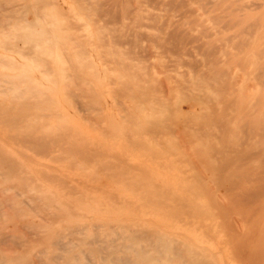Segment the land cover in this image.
I'll return each instance as SVG.
<instances>
[{
    "label": "rangeland",
    "instance_id": "rangeland-1",
    "mask_svg": "<svg viewBox=\"0 0 264 264\" xmlns=\"http://www.w3.org/2000/svg\"><path fill=\"white\" fill-rule=\"evenodd\" d=\"M1 1L4 0H0V8L3 5ZM64 2L67 4L68 0ZM219 4L221 5L219 10L211 9V4L203 10L193 5L192 9L196 10L192 14L185 13L186 11H181L180 14V11L177 12L179 15L176 12L165 14L166 12L162 13L159 10L154 11V14H160L165 18H161L162 20H159L155 27L148 28L150 24H147L148 26L142 25L137 29L140 35L148 32L161 35L174 30L184 32L189 42L186 40L187 43L185 42L182 50L171 55L163 53L156 42L153 45L152 41L143 38L136 43L115 45L109 55L104 53L92 55V52H85L79 57L69 56L61 52L56 53L55 50L61 49V46L50 44L46 47L41 45L43 48L36 54L20 57L12 53V48L15 47L9 45L7 42L9 35L0 26V30L4 31H0V59L3 61L0 62L2 65L0 74L11 71L4 66L7 64L31 67L29 73L33 78L22 79L23 82L40 81L42 79L38 78L42 77V73L43 75L49 73V75L46 74L47 77H44L45 79L49 77L51 79L47 80L54 82L51 88L56 97V105L52 106L60 111L58 121L49 120L52 127L51 135L54 134L52 137L55 138L59 134L61 136L66 134L67 136L64 137H68L66 143L62 142L65 140L62 137L59 143L45 144V147H43V141H39L43 139L37 140L32 137L29 139L32 140V142L29 141L30 144L25 143L32 145L30 150L36 145L39 149L35 147L30 152L29 148H25L27 145L21 143L24 147L21 150L23 147L21 148L22 145L19 142L12 141L10 137L7 139L6 135L11 136L13 131L11 128L8 131L9 127L6 128L1 120V125H4L2 127L0 125V150L17 160L26 158L25 160L32 161L29 163L34 171L38 169L37 171L44 172L46 171L44 165L54 166L53 176L64 181V185H62L63 182H57L58 180L54 183L46 182L51 186L50 192L54 195L56 192L60 201L69 204L76 199L71 195L72 189L75 188L77 194H74L80 200L81 196H83L82 199L85 196L91 204L95 203L93 208L90 204L86 210H82L80 205L73 206L76 217L81 211L84 213L92 211L88 214L94 218L91 220L92 223L100 225L103 221H107L110 226H113V230L116 220L126 221L134 230L149 231L164 236L173 246H178L183 251L187 250L186 257L195 252L203 254L208 258L209 264H264V194L256 193V190L261 191L260 193L264 192V136H257L258 130L261 131L264 128L262 115L264 112V0H223ZM23 17L29 24L25 29L23 25L19 29L37 34L38 26L30 13L23 12L15 15L14 23ZM82 18L84 19L83 16ZM126 25H128L127 20L118 19L110 23L107 29L103 30V34L116 35L124 30ZM17 44L18 47H22L20 43ZM217 73L231 87L226 90L227 92L222 91L217 94L207 91L205 105H174L177 94L169 97L168 105H151V107L136 105L133 102L134 98L130 97L131 89L137 90L151 82L161 83L162 87H165V84L173 87L181 81H187L191 85V87L187 85V93H200L195 91V88H200L195 80L201 79L209 84L212 75L216 76ZM74 74L83 77V80L94 90L98 100L95 106L98 110L94 105V107L79 105L80 108H78L79 106L74 104L75 101L65 96V87L77 91L85 88L79 83L67 86L69 82L71 83ZM3 81L9 80L0 77V89L6 90L7 82ZM187 93L184 92L185 95ZM158 95L160 96L159 93ZM227 96L230 97L229 100ZM78 110L82 112H76ZM86 110L90 111V114H87ZM83 114L86 115L83 116ZM163 115L172 117L171 130L167 133L151 130L150 132L146 126L147 123L156 122ZM55 125L58 127L60 125V129ZM61 126H65L64 130H68L63 132ZM53 128H58L61 133H57L59 130L54 133ZM183 129L189 133H185ZM149 134L152 136L149 137ZM72 141L77 144H73ZM13 142L16 145H13ZM61 142L65 145H61ZM59 145L60 148H58ZM49 146L53 153L43 154V149L49 151ZM66 147L80 149L78 152L84 147L83 150L86 151H81L83 152L81 157L79 153L75 154L77 151L74 150L75 153H73L71 152L73 149H70L68 151L77 156L70 154L68 157V153L64 154L67 151ZM87 149H90L89 152ZM40 150L42 153L39 152ZM16 153L29 157L21 156L20 158ZM85 154H89L88 156L93 154L95 156L90 157L95 158L92 160ZM78 155L80 161L78 162L77 159L76 163L73 162L71 157L76 159ZM55 156L56 159H54ZM65 156L70 159L64 161ZM53 159L58 161L54 162ZM86 159H90L91 162L88 166L86 164L89 161H85ZM116 161L119 163L121 161L122 164ZM70 162L76 164L72 169H70L72 163L68 164ZM106 162L110 165V170ZM81 163H86V166L82 165L83 169L85 168L84 172L79 170ZM104 166L107 169H104ZM257 173L259 177L256 179ZM113 174L117 177L114 178ZM65 175L66 182L62 178ZM142 175L144 177L141 178ZM130 178L133 182L127 183ZM121 179L124 184L120 181ZM137 180L141 181L146 193L149 189L150 193L148 192L149 195L146 196L150 197L151 202H148L149 198L143 196L144 190H141L143 188ZM143 182L145 185L149 183L150 185L145 186ZM152 185L155 187H153L155 194H153ZM136 188L142 191L141 194ZM134 189L136 193H133ZM252 190L255 192L253 193ZM250 194L256 197L251 198ZM238 196L241 199L236 202L235 200L239 199ZM42 215L35 214L27 219H35V222H39ZM99 218L102 221H97ZM12 226V222L7 225L9 229ZM113 237L117 238L116 233Z\"/></svg>",
    "mask_w": 264,
    "mask_h": 264
},
{
    "label": "bare ground",
    "instance_id": "bare-ground-1",
    "mask_svg": "<svg viewBox=\"0 0 264 264\" xmlns=\"http://www.w3.org/2000/svg\"><path fill=\"white\" fill-rule=\"evenodd\" d=\"M221 1L223 2V0H68V3L66 4L64 0H4L3 2L1 1L3 5L0 8V26L3 27L6 30V33L9 35V38L7 40L9 45H11L12 47H15L14 49L11 47L13 50L12 53H16L20 57H26L32 54H36L43 48L41 45H45L46 47L47 45H50V44L61 46V49L55 50L56 53L61 52L69 56L76 55L79 57V55H82L85 52L86 53L92 52V55H98L100 53L109 55L112 52L113 46L124 44V43H129V42L136 43L138 40H141L143 38H147L150 41H152L153 45L155 44L154 42H156L159 46L158 48H160L163 53H167L168 55L169 54L171 55V53L175 54V53L180 52V50H182L181 48L185 45V42L188 39V37L184 32L179 31V30H174L171 32H164L161 35L159 34L155 35L154 32L153 33L148 32L146 34L140 35L137 29H139L142 25L144 26L147 24H150V26L147 25L148 28L149 27L152 28V26L155 27V25L158 24L162 20L161 18H165V16H161L160 14H154V11L159 10V12H162V13L166 12L165 14H167V12L177 13L179 11H180L179 12L180 14L181 11L183 12L186 11L185 13L192 14L194 10L196 9H192L191 6L196 5L200 10H203V9H207L206 7L209 4L212 5L211 9L215 10L217 8L219 10V8H221L220 7L221 5L219 4V2L221 3ZM23 12H27L32 15L34 23L38 26L39 32L37 34L21 31V29H19V27H21L22 25L25 29L27 24H29L28 20L24 17L22 19H18L17 22L15 21L16 23H14V16L17 14H22ZM82 16L84 17L85 20L82 18ZM216 16L214 17L216 18ZM118 19L128 21V25L125 26L124 30L118 32L116 35L103 34V30L107 29V26L110 23L116 22V20ZM167 19H169V17ZM170 25L172 24L170 23ZM189 40L192 41L191 39ZM17 43H20L22 47H18ZM187 45H189V43ZM4 46L6 47L7 45L5 44ZM64 46L65 48H63ZM0 62H3V61H1L0 59ZM0 66H2L1 63H0ZM4 66L7 67L6 69L11 70L10 72L8 71L6 73H2L3 75L0 74L1 78L3 77L4 79L6 78L7 80H9V81H6L7 82L6 90L0 89V125H1V120H2V122L5 123L6 128L9 127V130L8 129L7 130L10 131V128H11V130L13 131L11 136L6 135V137L8 136L7 139L10 137L12 141L23 144L25 142L29 143L30 141L29 139L30 138L32 139V137L36 138L37 140L38 138H40V139H43V140H39V141H43V147H45V144L48 145L51 143L53 145L55 143H59V141H62V139H65L62 142L66 143V140H68L67 139L68 137H64L66 134H62V136L59 134L61 133L59 130L60 125L59 127L55 125L59 129L53 128L54 133L57 130H59L57 132L59 136L57 135L58 136L57 137L55 135L56 137L54 138L52 137L54 134L51 135L52 127H51L49 120L51 121V119L53 120L59 119L60 111L58 108L54 107L56 105V97L51 88L54 82L47 80L49 77L47 79H45L44 77V76L47 77L46 74L49 75V73H45V75H43V73L42 74L40 73L42 75V77L38 78V79H42L40 81H27V82L24 81L23 82L22 79L28 80L30 78H33L31 74L29 73V70L31 69L30 66L28 65H24V66L15 65L14 66L13 64L11 65L7 64ZM213 72L215 73V71ZM215 75L216 76L212 75V77L210 78L211 82L209 84L207 83V81L204 82V80H201V79L195 80L196 84L200 86V88L198 89L195 88L196 89L195 91L200 92V93H195V92L189 93L188 92L189 93L188 94L187 85H190V84L187 81L185 82L181 81L177 84V86H173V87L167 86V84H165L167 87L163 86L164 88L162 87L161 83L151 82V83H147L146 86L139 87V89L137 90L131 89L129 93L131 94L130 97L134 98L133 102L134 104L136 103V105H150V107L151 105H168L169 97H172L173 95H176V94H177L176 95L177 98H175L176 100L174 102V105H180V104L181 105L182 104L184 105H205V101L207 99L205 97V94L207 91L217 94V93H221L222 91L227 92L226 90L229 87H231L222 78H220L221 76H219L218 73ZM69 79L71 80V77ZM77 83H79V85H84L85 88L77 91V90H74L73 88L68 89L67 87H65V92H64L65 96L75 101L74 104L77 105V107L79 105L81 106L90 105L91 107H94L98 102L97 97L94 95V90L85 82V80H83V77L74 74L72 76L71 83L69 82L67 86H73V84H77ZM18 85H20V87ZM26 85L27 87H24ZM231 89H234V88H231ZM185 91L187 93L186 95L184 94ZM158 93L160 94V96L159 95L157 96ZM229 96L226 97L228 100L230 99ZM90 106H89V109H90ZM78 108H80V106ZM86 108L87 107H85V109ZM95 108H97V106H95ZM88 110H86V112ZM79 111L81 110H78L76 112L79 113ZM78 113L77 115H79ZM88 113L90 114V111L87 112V114ZM85 115L83 114V116ZM159 115H162V114H159ZM159 115L157 117H159ZM262 115L264 116V112ZM85 119L87 120V117ZM85 119H83V121ZM170 119H172V117L168 118L163 115V117H161L158 121L147 123L146 126L148 127L149 131L151 130L152 132L167 133L171 130V121L173 119L171 121ZM88 120H91V119H88ZM57 121H54V122L58 124ZM177 121L175 123H177ZM6 123L7 125L9 124V126H7ZM180 123L182 122L180 121ZM3 125L4 124H2L1 127ZM61 127H62L61 129L63 130L65 129V126L64 127L61 126ZM179 127H182V125H179ZM66 130H64L63 132H66ZM183 130L185 131V129ZM21 132L23 135L21 134ZM24 133H27V134L24 135ZM185 133H189V132L185 131ZM68 135H69V132H68ZM150 136L152 135L149 134V137ZM257 136L259 137L264 136V128L261 129V131L258 130ZM59 137L60 139H58ZM72 138L74 139V137ZM151 138L153 139V137ZM176 138H179V137L176 136ZM30 142H32V140ZM62 142H61V145L62 144L65 145V143H62ZM72 143L74 144L75 142L72 141ZM12 144L16 145L14 142ZM29 144L28 145L26 144L27 146L25 147V148H29L28 150H30V147L32 148V145L29 146ZM75 144H77V142ZM37 146L38 145H36L35 147ZM83 146L86 148L84 144ZM22 147L23 145L21 146V148ZM35 147H33V149ZM60 147L61 146L59 145L58 148ZM84 147L82 148L85 149ZM232 147H230V149ZM73 148L66 147L67 151ZM215 148H217V146H215ZM23 149L24 147L21 150ZM33 149H31L30 152ZM36 149H39V148L37 147ZM12 150L15 151V149H12ZM74 150L77 152L75 153ZM79 150L73 149V151L71 152L75 154L79 153L81 155V153L83 152H81L82 150L78 152ZM89 150L87 152H89ZM67 151L64 152V154L68 153V157L70 154L72 156L75 155V154L70 153V151L68 152ZM21 152L23 153V151ZM39 152L40 153L43 152V154L46 155L49 152L53 153V150L51 149V146H49V151L43 149L42 152L41 150ZM91 152L93 153L94 151H91ZM20 153H16L18 157L21 158V156L22 157L25 156V154L21 155ZM38 153H36V156H38ZM40 153L39 155H41ZM88 155L89 154H87L86 157L95 156L93 154L90 156ZM56 156L58 157L59 153ZM56 156L54 159H56ZM76 156L77 155H75V157ZM25 157H29V156H25ZM65 157L66 159L64 161H67V159H70L67 156ZM94 158L95 157H92L91 159L93 160ZM25 159L26 158H24L23 160L21 158L20 160H17L16 158H13L11 155L6 154L4 151L0 150V264H209L208 258L204 256L203 254L200 255L199 253L195 252V253H190V255L186 257L185 252L187 254V250L183 251L180 247L173 246L172 243L164 236L153 233V232H149V231L143 232L139 230H134L129 226L128 223H126V221L116 220L117 222L115 223L114 230H113V226H110L107 221H103V223L100 225L92 223L91 220H93L94 218L91 215L90 216L88 215V214H91L92 211H89V213H84L83 211H81L80 214H78L79 216L76 217L73 212V206L80 205L82 210H86L89 208L91 204L90 200L85 196L82 199L83 196H81V194L80 195L78 194L79 196H81V200H80L79 197L75 196V194H77L75 192L77 191L74 188L72 189L73 194H71L73 197L76 198L74 202H70L68 204L64 201H60L56 192H55V195L52 192H50L49 188H51V186L47 184L48 182L54 183L55 181L58 180L57 182H61V183L63 182L62 185H64V181H60L61 179H57L55 178V176H53L52 173H54L53 172L54 170L52 169H54L53 168L54 166H51V164L44 165L43 167H45L44 169L46 171L44 172L37 171L38 169L37 170L35 169L36 171H34L32 167H30V163H29V162L32 163V161H28ZM77 159L79 162L80 161L79 155H78V158L76 159H73L71 157V160L75 163L77 162ZM56 161L58 160H54V162ZM61 161H63V159ZM85 161L87 162L89 161L88 164L85 163L87 166L91 163L90 159L88 160L86 159ZM73 162L68 163V164L72 163L70 169H72V167L76 165V164L74 165ZM116 163L122 164L121 161L120 163L119 161L118 162L116 161ZM85 164L81 163L80 165L81 167L78 166V168L80 167L82 169L79 168V170L83 171L85 169V168L83 169V166ZM102 164L105 165V163H102ZM109 167L110 165L108 166V168ZM104 169H107V168L105 167ZM128 169L130 168L128 167ZM130 170L134 171L132 169ZM220 172H222V170ZM97 173L98 172H96V174ZM256 176H257L256 177L257 179L259 177L258 173L256 174ZM116 177L114 175V178ZM142 177L144 176L142 175L141 178ZM62 178H64L66 182V175L63 176ZM146 178L144 179L146 180ZM73 181H74L73 183H75V180ZM120 181L123 182L122 179ZM131 182H133V180H131V178L130 180L128 179L127 183H131ZM140 182L139 184L143 188L141 190H144L145 187H143V185ZM145 182H143V184ZM139 184H137V186ZM134 185L136 186V184ZM146 185H150V183ZM153 187L154 186L152 185V188ZM154 188H153V194H155ZM136 189L138 190L139 188H136ZM136 189L133 190V193H136L135 192ZM148 190H146L147 193L145 192V190L143 192L138 190V193L139 191H140L139 194H141V192L142 194L145 193L143 194V196L145 198H149L148 202H151L150 197L146 196V195H149ZM252 192L254 193L255 191L252 190ZM260 192L261 191L256 190V193H258V195L264 194L263 190H262L263 193H260ZM244 193H245L244 195L247 196L246 192ZM251 195L253 194H250L249 197L251 198L256 197V196H251ZM239 197L240 196H238V198ZM259 197L260 196H258V198ZM240 199L241 198L237 200L234 199V200L237 202ZM145 201L147 203V199ZM94 204L95 203L91 204L90 207H92ZM198 211L202 212V210H198ZM35 214L37 215L43 214L40 217L41 219L38 220L39 222H35V219L34 220L27 219L29 217L31 218ZM88 220L89 222L86 223L85 221H88ZM98 220L102 221V219L100 218L97 219V221ZM9 222H12L13 224L12 228L10 229L7 227ZM114 233H116V236H117L116 239L113 237ZM236 235H239V234H236ZM245 236L246 235H244V237ZM139 241H141L140 244H139Z\"/></svg>",
    "mask_w": 264,
    "mask_h": 264
}]
</instances>
